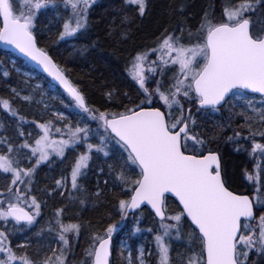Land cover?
I'll return each mask as SVG.
<instances>
[{
  "label": "snow or ice",
  "instance_id": "6c2138e0",
  "mask_svg": "<svg viewBox=\"0 0 264 264\" xmlns=\"http://www.w3.org/2000/svg\"><path fill=\"white\" fill-rule=\"evenodd\" d=\"M95 2L0 0V42L42 68L67 93L79 110L77 114H83L73 125L68 116L53 112L57 121L69 122L62 127L55 126L52 120L37 124L41 134L19 144L0 135V174H5L0 178L9 181L0 190V264H67L71 252L68 234L78 236L81 226L64 223L63 209L55 210V223L50 221L47 227V231H55L62 246L45 245L50 254L46 252L40 259L13 249L8 229L10 222H14V228L21 222L28 226L36 222L42 210V202L33 194L37 169L53 155L63 160L66 149L79 150V155L75 156L68 175L55 180L53 191L61 190L60 195L69 191L70 177V198H79L84 204V198L72 197L71 193L83 192L78 181L87 175L89 162L99 155L115 160L116 163L108 165L109 174L114 176V186L127 197L118 200L121 218L134 214L142 205L150 206L158 218L154 232L157 264H173L171 242L180 239H186L188 244V252L180 257V264H249L251 251L264 253V143L255 140L257 135L264 137V130H260L264 129V19L257 26L253 16L257 12L264 14V0H227L217 19L205 11L195 32L188 29L187 42L183 29L180 35L165 29L156 44L137 52L126 68L142 99L132 106L124 104L118 111L90 107L48 51L38 47L34 31L41 14L62 7L66 15L58 38L65 40L83 34ZM123 3L126 12L133 14L124 16L125 23L148 14V0H123ZM178 11L183 13L184 5L178 6ZM153 54L155 59H150ZM169 66L174 69L172 83L165 89L156 80L155 87L150 88L148 80L157 74L163 76ZM8 75L5 71L4 76ZM40 87L35 85L36 89ZM11 91L13 97L26 102L32 99L21 96L15 88ZM249 94H259V99ZM105 95L110 102L115 98L113 90ZM192 106L205 116L225 108L241 109L234 114L243 119L239 127H246L249 135L234 131L226 139L239 143L251 138L248 155L255 162L254 170L250 173L245 169L244 177L253 184V196L230 190L219 152L210 147L216 136L202 137L196 131ZM0 107L10 117L24 121L10 99L0 98ZM89 122H94L95 127ZM218 127L223 131L222 125ZM19 129L17 124L18 135L24 136ZM54 134L60 138H54ZM103 171L101 168L100 172ZM95 195L101 193L97 191ZM171 197L178 201L174 213L167 208ZM114 227L109 225L103 236H93L94 244L86 250V259L81 264H110ZM27 247L26 243L16 246ZM144 255L141 249L139 264H146Z\"/></svg>",
  "mask_w": 264,
  "mask_h": 264
},
{
  "label": "trees",
  "instance_id": "16d2710c",
  "mask_svg": "<svg viewBox=\"0 0 264 264\" xmlns=\"http://www.w3.org/2000/svg\"><path fill=\"white\" fill-rule=\"evenodd\" d=\"M226 2L227 0H148V14L143 18L137 17L130 23H125L123 22L124 16H132L133 14L126 12L123 0H96L89 10L88 28L83 34H78L74 38L60 40L58 37L62 30L64 18H60V22H55L47 18L45 14H41L37 19L34 31L39 47L48 51L74 85L78 87V90L86 97L90 107L100 110L110 108L118 111L122 110V105L132 106L133 103H139L140 99H142V93L138 91V85L130 79L126 71L132 57L137 52L154 46L157 38L165 29L169 32H175L176 35H180V30L183 29L184 40L187 42L189 39L188 29L195 32L204 12L207 11L213 19H217L222 11L223 4ZM180 5H184L183 13L178 11V6ZM253 16L257 26L260 20L264 19V14L260 12L253 13ZM14 60L21 67L26 64L0 48V98L10 99L13 107L18 110L19 115L24 117V121H19L10 117L0 107V122L5 119L10 121L7 130L0 131V135H6L14 143L19 144L24 141V136L31 132L33 133L35 128L39 129L37 124L43 123L39 120L41 119L43 108L39 106L29 108L19 98L13 97L12 88H20L23 85V83H19L22 78L13 68L12 62ZM28 67L37 72L33 67L26 64L25 68ZM5 71L9 73L7 77L4 76ZM40 77L47 85L54 88L42 75ZM165 77L167 80L171 78L168 74ZM109 90H113L115 93V98L111 102L107 100L105 95ZM67 101L71 102L68 97ZM156 104L157 101L153 100V106H156ZM73 107L75 108L74 104ZM195 110L196 107L192 106V114L196 119V131L202 137L210 138L211 135L216 136L210 147L219 152L222 168L228 175L230 190L238 194L253 196L255 194L253 184L244 177L245 169L250 173L254 170L255 162L248 155L251 138L249 140H241L239 143L226 139L227 136L233 135L234 131H240L243 136L249 135L246 127H239L243 123L242 118L237 117L236 120H233L234 116H236L234 113L239 112L240 108H236L233 111L234 113L227 111L225 108L218 113L217 118H206L200 112L194 113ZM33 118L37 123H33ZM90 123L92 126L95 124L94 122ZM17 124L20 125L19 130L24 132L22 137L18 135ZM229 124L231 125L230 127L228 126ZM220 125L223 126V131L218 127ZM4 126L6 125H3V128ZM255 140L256 142L264 143V137L259 135L255 137ZM237 147H240L239 151L236 150ZM245 149L248 151H245ZM73 155L71 153L68 157L66 156V163L63 165L66 175L70 172L71 165L74 162L75 157ZM89 163L90 168L87 170V175L81 181L82 184L84 183L83 187H88L89 191L86 201L88 204L86 206L77 205L74 199L68 198L67 192L64 195H60L59 191L61 190L53 191L55 182L54 180H49V177L46 179L47 175L45 174L49 170L58 171L60 163L56 166L52 162L43 164L41 168L45 171L43 173L40 171L36 181L34 180L33 194L42 202V205L46 204L50 209L53 208L54 210L63 209L61 217L64 223H78L81 226L74 245V235L72 233L68 234L71 252L67 258V264H80L84 261L86 259V250L94 244L93 236L105 235V230L109 225L115 226L112 233L115 244L123 236L130 239L134 249L144 234H150L152 240L154 234L148 233V229L151 228L155 232L158 227V221L147 209L137 214H140L141 220L134 219L137 215L129 216L125 219L121 218L118 200L121 198L126 199L127 197L122 194L118 187L114 186V176L109 174L108 165L116 163L115 160L106 159L99 155L98 157L94 156ZM101 168H103V172L99 171ZM98 171L100 172L99 175H97ZM3 175L5 174H0V177ZM97 178L103 188V192L99 196L94 195V186L92 188L89 187L92 183V185L95 184V179ZM105 180L108 183L106 186L103 185ZM7 183L9 181L0 178V190L5 189ZM49 193L51 194L49 195ZM71 196L75 197L76 195L74 193ZM168 201V206L170 207L168 212L174 213L177 204L173 200L169 199ZM88 205L96 206L97 208L91 209L92 207ZM40 219L36 223H40L43 219L45 221L46 217ZM13 225L14 222H10V226L12 227ZM17 227L18 225L15 226V228ZM30 227L31 230L24 232V236H21L18 231L17 238L21 236L22 243L28 244L29 247L17 251L26 252L33 259H40L46 252H49V248L44 247L45 239L51 240L53 238L46 236L44 230L42 231L44 229L43 226L41 230L33 225ZM137 228L140 231H136ZM14 229L11 228L17 234ZM186 229L187 225H185ZM37 233H40V235H37ZM11 238L12 235L9 237L10 245L13 249H16L19 241L17 242V239ZM177 241L173 240L171 242L173 263H177L178 259L174 261L175 257L180 258L188 252L185 239H180L178 245H176ZM114 250L115 247H113ZM178 250L179 252H177ZM154 263H157V258ZM112 264H120L118 262L114 263V252ZM249 264H264V253L251 251Z\"/></svg>",
  "mask_w": 264,
  "mask_h": 264
},
{
  "label": "rangeland",
  "instance_id": "374dc122",
  "mask_svg": "<svg viewBox=\"0 0 264 264\" xmlns=\"http://www.w3.org/2000/svg\"><path fill=\"white\" fill-rule=\"evenodd\" d=\"M44 14L46 15L47 18H50V20H53L55 22H60V18H65L66 12H65V9H63L61 7L58 10H51L50 9ZM150 59H155V54H153ZM12 63H13V68L15 69L16 73L18 75H20V77L22 78V80H20L19 83H23V85L20 88H15V89H17L21 93V96L28 95V96L32 97L30 102H26V101H24V100H22L20 98L19 99L23 103H26L29 108L30 107H34V106L35 107L39 106V107L43 108L42 116H40L41 119H39V120H41V122L44 123V122H46L48 120H52L54 122L55 126L62 127L63 124L68 123L69 121L73 125H75L77 123V121H79L81 119V116L83 114L78 115L77 113H78L79 110H76L73 107L72 102L67 101V97L64 94H61L58 89L51 88L49 85H47L41 79L39 73L34 72L29 67L25 68L26 64L23 65V67H21V66L16 64L15 60ZM159 71L160 70L157 69L158 73H159ZM173 71H174V69H173L172 66L167 67L164 70V75L163 76H160L159 74H157L155 77H152L151 79H149L148 80V86L150 88H154L155 87V81L156 80H160L161 84H162V87L166 89L168 87V85L170 83H172L171 79H172V76H173ZM166 74L171 76V78L169 80L165 79L166 78L165 77ZM148 75H150V74H148ZM36 84H39L41 87L39 89H36L35 88ZM180 99L183 102V98L181 97ZM61 101H63V103ZM155 101H157V100H155ZM65 104H68L69 107H65ZM45 105H47V107H45ZM226 109H227V111H229L231 113H234L233 112L234 110H230L229 108H226ZM240 111H241V109H240ZM32 112H34V111H32ZM53 112L63 113L64 115L69 117V121H57L56 117L52 115ZM196 112L197 111L195 110L194 113H196ZM217 116H218L217 114L215 115L213 113V114H210V115L206 116V118H217ZM236 118H237V116H234L233 120H236ZM33 121H35L34 118H33ZM0 124L6 125V126H4L3 130H5V129L7 130V128H8L7 126L10 124V121L5 119V120H2L0 122ZM30 132H31V130H30ZM31 134H32L31 137H29V135L24 136V140L25 139L33 140L34 138H37V136L39 134H41L40 133V129H36L35 128V131L33 133L31 132ZM54 138L59 139L60 138L59 134H54ZM80 150H82V148ZM77 152L79 153V150L74 151L72 149H66L65 158L63 160H61V158L56 157L55 155H53L52 157H50V160L48 162L43 163V164H46V163L52 162L54 166H56L58 163H60V168L58 169V171L49 170L45 174V175H47V177L45 176L46 179L49 177L48 178L49 180H54V182H55L56 179H60L61 178V175H66L65 172H64V166H63L66 163V161H65L66 160V156L68 157V155L72 153V155L74 154L73 157H75V156L79 155ZM43 164H41L40 167L37 169V172H36L35 178H34L35 181L37 179L38 173L40 171H41V173H43L45 171L44 169L41 168V166ZM110 164H112V163H110ZM99 171H98L97 175H99V173H100ZM83 177H85V176H83ZM83 177H81L80 180L78 181L80 186H81V188L83 189V192L82 193L72 192L71 195L75 193V195H76L75 197H80V198H83V196L85 195L84 196V199H85V203L84 204H81L79 202V198L78 199L77 198H70V195H69V192H71L70 177H69V184H68L69 191H66L68 198H70L71 200L74 199L77 202V205L79 204V206H82V205L86 206L88 204L86 201L88 199L87 195H88L89 191H88V187L87 188L83 187L84 183L82 184V182H81ZM95 180H96L95 184L92 185L93 184L92 183L89 186L91 188L94 186V188H93L94 189L93 190L94 195H95V193L97 191H99L100 193L103 192V188L100 185V180L98 178L95 179ZM105 181L103 182L104 186H106L108 184V183H105ZM66 192H64V194ZM88 206L92 207L91 209L97 208L96 206H92V205H88ZM67 215H69V213H67ZM42 217H46V220L45 221H44V219L41 220ZM39 219L41 220V222L40 223H36L37 221H39ZM134 219L141 220L142 217L139 214L136 217H134ZM61 220H62V217H61ZM50 221L53 224L55 223V210L53 208L50 209L46 204H43L42 205V210H41V215L39 217H37V220H36V222L33 223V226L37 227L40 230H41V227L43 226V228H44L43 230H44V233L46 234V236H48L50 238H53L51 240L46 238L45 242H44L45 245H49L50 244L53 247H60L62 245L59 242V240L56 239L55 231H53V232L47 231V227H48ZM15 226H17V225H15ZM11 228L14 229V227L13 226L11 227L10 223H9V225H8V229H9V233H10L9 237H11V235H12V238L13 239H17V242L19 241V244H23L22 241H21V236H24V232L31 230L30 226H22L21 224H19L17 228L24 229V231H19L21 236L19 238H17L18 231H16L17 232V234H16V233H14L11 230ZM148 233L154 234V232H148ZM73 235L75 237V239L73 241V245H74L77 235H75V234H73ZM150 237H151L150 234H144L142 236L141 241L138 242L137 247L135 249L133 248V245L130 242V239H127L126 237H123V236L121 238H119V240L117 241L116 244L114 242V247H115V250L113 251L114 252V263L118 262L120 264H129V254H131L132 264H139L140 250L143 249L144 253H145L144 260H145L146 264H155L154 260L157 258V256H156V252H155L154 237H152V240H151ZM178 241L180 242V240H178ZM178 241L176 242V245L179 244ZM185 243L187 244L186 239H185ZM187 246H188V244H187ZM172 248H171V252H172ZM16 250H21V249H17L16 248ZM148 252H151L152 254L148 255ZM177 252H179V250ZM49 254H50V250H49ZM249 256H250V253H249ZM175 259H178L177 263L180 264V258L175 257L174 261H176ZM177 263L175 262L173 264H177Z\"/></svg>",
  "mask_w": 264,
  "mask_h": 264
},
{
  "label": "water",
  "instance_id": "95a60500",
  "mask_svg": "<svg viewBox=\"0 0 264 264\" xmlns=\"http://www.w3.org/2000/svg\"><path fill=\"white\" fill-rule=\"evenodd\" d=\"M0 47L1 49H3L4 51H7V52H10L12 54H14L15 56H17L19 59L29 63L30 65H32L34 68H36L46 79H48L51 83H53L55 86H57L58 88L62 89L56 82H54L51 77H49L43 70L42 68L38 67L34 62L28 60L26 57H24L22 54H20L17 50H15L14 48H12L11 46L9 45H5L3 44L2 42H0ZM39 47V46H38ZM56 63V62H55ZM63 90V89H62ZM64 91V90H63ZM250 95H256V96H259V94H250ZM251 197V196H250ZM173 200H175L174 197H171ZM176 201V200H175ZM177 204H178V201H176ZM147 207L148 209H150V211L152 212L150 206H147V205H142L141 206V209ZM141 209H137L135 210V213L138 211V210H141ZM153 213V212H152ZM130 214H133V213H129L128 215ZM154 214V213H153ZM158 219V218H157ZM190 222V221H189ZM23 223V222H21ZM112 245H113V239L111 237V241H110V256H109V261L111 263V257H112Z\"/></svg>",
  "mask_w": 264,
  "mask_h": 264
}]
</instances>
